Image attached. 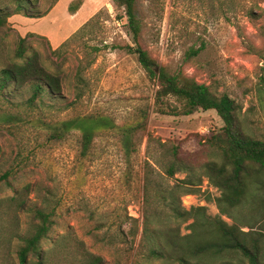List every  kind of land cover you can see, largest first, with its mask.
<instances>
[{"label": "rangeland", "instance_id": "obj_1", "mask_svg": "<svg viewBox=\"0 0 264 264\" xmlns=\"http://www.w3.org/2000/svg\"><path fill=\"white\" fill-rule=\"evenodd\" d=\"M28 2L0 0V71L15 61L19 41L26 38L27 55L37 53L42 66L61 77L62 92L31 104L29 85L0 89V177L9 174L11 185L4 181L0 186V264H20L23 237L37 222L20 202L25 201L26 208L42 207L48 191L56 223L42 243L43 264H91L92 256L101 258V264L144 263L143 195L145 175L151 170L147 164L154 168L153 184L170 187L187 176L165 173L174 148L196 167L221 162L212 141L224 123L212 110L190 116L160 113L159 82L151 80L136 55L128 52L135 44L125 9L113 0ZM19 5L45 15H13ZM136 13L139 44L158 67L205 84L218 97L228 95L238 106L242 134L264 141V0H136ZM199 49L197 56L189 57L191 50ZM166 106L180 108L181 103L170 98ZM90 115L109 117L120 127L141 124L133 139L137 152L128 158L113 131L98 132L87 155L81 153L77 130L60 141L51 139L62 122ZM201 188L202 193L182 198L183 207H205L207 217L219 216L214 200L220 191L205 177ZM16 191L21 192L19 202L12 200ZM260 203L252 199L233 210L235 222L223 219L244 232L250 227L259 231L264 220ZM192 223L168 225L184 236ZM153 224L164 226L156 218ZM28 264L40 263L31 255ZM213 264L250 263L235 255Z\"/></svg>", "mask_w": 264, "mask_h": 264}, {"label": "trees", "instance_id": "obj_2", "mask_svg": "<svg viewBox=\"0 0 264 264\" xmlns=\"http://www.w3.org/2000/svg\"><path fill=\"white\" fill-rule=\"evenodd\" d=\"M23 1L30 4L28 0H20ZM113 1L117 7L125 9L129 33L135 44L134 47H127L128 52L136 55L140 66L151 80L159 82L156 104L160 113L190 116L199 110H212L224 123L223 131L212 141L220 150L221 162L213 161L196 167L186 163L174 148L173 161L165 168V173L169 177H174L178 172L186 173L187 176L170 187L153 184L151 174L154 168L147 164L151 170L145 175L143 201L146 209L142 230V244L146 252L141 254L144 263L140 264L155 260H170L179 264H213L217 259L225 261L228 256L235 255H240L250 264H264V220L259 231L250 227V231L244 232L237 224L230 225L223 219L225 216L235 222L233 210L252 199L261 202L259 210L263 212L264 217V195L261 194L264 192V141L242 134L238 106L228 95L218 97L205 84H200L181 73L172 74L166 68H159L148 51L139 44L141 25L136 13V0ZM32 11L33 8L29 10L19 5L13 15L23 14L30 18H41L45 15H35ZM1 24L3 18L0 17ZM64 45L65 43L61 47ZM28 51V40L21 38L15 52V61L0 71L1 91L10 87L21 90L29 85L33 89L29 99L31 104L46 95L58 97L62 92L61 77L48 72L42 66L39 55L34 52L28 56ZM200 52V49L191 50L189 57H195ZM170 98L180 102L181 107L166 106ZM140 127L141 124L120 127L109 117L90 115L62 122L51 133V139L60 141L69 132L77 130L81 133V153L87 155L98 132L113 131L121 138L125 155L130 158L137 152L133 139ZM203 177L221 193L220 197L214 200L220 215L214 218L206 216L205 207L187 210L182 205L184 196L202 193ZM8 179L9 174L2 175L0 186L4 181L10 185ZM29 188L30 186L26 189L29 191ZM15 194L12 200L19 202L21 192L16 191ZM46 194L42 207L33 205L26 208V202H20L22 210L31 212L37 221L29 236L23 237L24 246L18 254L20 264H28L31 255L36 256L40 264H43L45 259L42 243L48 239L56 223V206L53 205L52 192L48 191ZM153 201H160L163 206L153 207ZM207 201H211V198ZM162 215H166L167 219H162ZM153 218L164 226H153ZM190 220H193L188 226L191 232L184 236L178 234V227L168 225L172 222L180 225ZM90 261L91 264H101L103 260L92 256Z\"/></svg>", "mask_w": 264, "mask_h": 264}, {"label": "crops", "instance_id": "obj_3", "mask_svg": "<svg viewBox=\"0 0 264 264\" xmlns=\"http://www.w3.org/2000/svg\"><path fill=\"white\" fill-rule=\"evenodd\" d=\"M59 45V44H58Z\"/></svg>", "mask_w": 264, "mask_h": 264}]
</instances>
